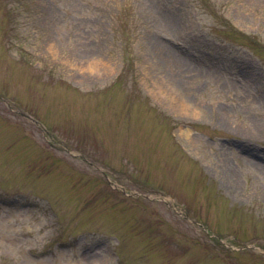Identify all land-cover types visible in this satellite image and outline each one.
<instances>
[{"label": "rangeland", "instance_id": "1", "mask_svg": "<svg viewBox=\"0 0 264 264\" xmlns=\"http://www.w3.org/2000/svg\"><path fill=\"white\" fill-rule=\"evenodd\" d=\"M0 264H264V0H0Z\"/></svg>", "mask_w": 264, "mask_h": 264}]
</instances>
